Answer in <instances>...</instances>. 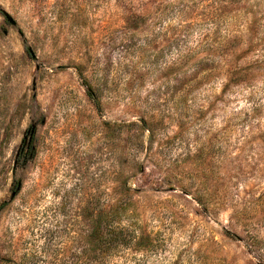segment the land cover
Segmentation results:
<instances>
[{"label":"rangeland","instance_id":"1","mask_svg":"<svg viewBox=\"0 0 264 264\" xmlns=\"http://www.w3.org/2000/svg\"><path fill=\"white\" fill-rule=\"evenodd\" d=\"M116 210L123 264H264V0H0V264Z\"/></svg>","mask_w":264,"mask_h":264},{"label":"trees","instance_id":"2","mask_svg":"<svg viewBox=\"0 0 264 264\" xmlns=\"http://www.w3.org/2000/svg\"><path fill=\"white\" fill-rule=\"evenodd\" d=\"M30 150L28 149L27 153ZM105 217L107 216H103V213L98 214L97 224L91 233L92 244L96 252L94 260L96 264H123V262L128 261L129 255H125L128 250L130 251L129 254L136 257V254L145 246L153 247L149 237H146V243H144L141 238L136 237L135 230H128L117 223L118 210L111 213V218L109 217L107 224L102 227L101 223ZM133 259L135 264L140 261L138 258Z\"/></svg>","mask_w":264,"mask_h":264},{"label":"water","instance_id":"3","mask_svg":"<svg viewBox=\"0 0 264 264\" xmlns=\"http://www.w3.org/2000/svg\"><path fill=\"white\" fill-rule=\"evenodd\" d=\"M8 21H9L11 24H15V22H14L12 19H10V18H8ZM33 132H34V131L32 130V131H31V135H30L29 142L31 141V137H32ZM28 148H29V147H28ZM19 154H20V153L17 154L16 160H17Z\"/></svg>","mask_w":264,"mask_h":264}]
</instances>
